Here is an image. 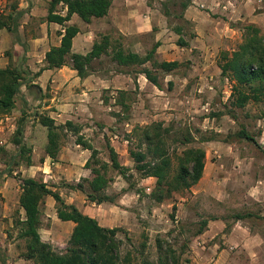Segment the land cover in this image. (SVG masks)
<instances>
[{
  "label": "rangeland",
  "instance_id": "1",
  "mask_svg": "<svg viewBox=\"0 0 264 264\" xmlns=\"http://www.w3.org/2000/svg\"><path fill=\"white\" fill-rule=\"evenodd\" d=\"M179 1L152 0V3L155 4L157 9L160 7V13L166 15V24H163L161 36L162 42L165 44L164 48H169L171 52L178 55L180 46L175 44H177V40L182 34L189 45L191 41L196 45V47L192 46L195 52V63L187 58L173 59L183 62L179 72L190 69L191 86L186 87L184 80L176 78L175 84L169 89V85L166 84L169 76H166L162 81L165 93H159V95L156 93L154 100L150 103L147 102L144 105L136 103L132 106L128 112L131 118L130 121L127 120L128 125L123 122H114L113 117L109 114L111 111L108 110L97 111L100 113L96 114L97 116L94 117L93 122L90 117L87 116L86 118L85 115L87 121L85 119L83 122L86 125L83 128V134L99 149V156L103 160L108 158V151L105 138L100 137L99 133L103 130V133L106 134V130L96 125L95 120L106 121L107 125L114 124V131L119 135V144H115L119 161L123 166L129 168L128 173L131 177L125 179L116 171L109 170L108 175L111 182L106 192L120 194L115 204L109 202L95 204L88 201L83 208L87 213L96 216L101 225L122 228L116 235L121 240L120 251L122 254L128 250L136 254L137 251H140V243L145 242L146 247L143 256L156 262V240L160 238L163 243L166 242L176 250L179 256L178 264H227L228 262H231V264H264V244H257L259 239L256 238L257 241H253V238H251L250 243L246 242L247 244H244L245 241L238 232L235 235L230 234L231 227L237 222L239 223L235 228L240 230V233L243 230L248 233L249 231L254 233L262 231L264 233V216L258 214L259 211L264 212V203H260L264 198V181H262L264 177V153L261 148H256L253 145L238 144L240 146L238 152L244 155L242 158L244 161H239V168L237 170L232 169L234 173H231V167L235 162L233 160L230 162L229 159L219 161L216 155L211 157L212 153L210 151L213 148L208 143L200 141L201 136L209 135L210 132H220V134L225 135L228 132L239 130L243 125L250 133L257 134V131L264 126V117H262L264 116V102L250 101L244 108H231V114L223 113L229 108L228 98L231 86L226 78L222 79L220 77V70L216 68L220 52L235 49L242 41V31L246 24L254 23L264 31V0H195L197 2L195 5L200 10V17H202L199 25H195L194 22L185 17H180ZM174 2L176 5L173 4ZM20 3L28 5L30 1L19 0ZM165 3L168 6L167 8L164 5ZM8 4L9 0H0V12L8 8ZM31 28L34 31V27L31 26ZM11 35L14 38V35ZM206 35L210 42L205 41ZM197 37L201 38L198 40ZM153 43L154 41L148 38V48ZM8 51L10 52L9 49ZM201 53L203 55L199 56L200 60L197 55H201ZM12 62L16 63V60H12ZM185 63H187V67H184ZM199 64L203 65L205 70L208 71L205 76L211 77L207 82L210 86H213L212 88L208 86L207 82L203 83L202 80L198 79L199 74L194 70V67ZM93 66L96 69L105 68L106 70L114 68V64L106 56L94 61ZM46 94H48V91H46ZM30 105L27 118L35 120V112L47 113V110ZM20 116L21 113L16 116L15 120H18ZM153 123L161 124L162 128L171 127L167 140L168 153L173 160V168L176 166L174 152L175 154L179 153L184 147L191 146L206 148L209 155L208 158H205L207 168L203 185L197 188L194 186L193 190L190 188L179 193H173L172 197L166 198L162 202H156L151 198L150 192L154 188L155 179L153 177H143L134 169L128 149L135 146V138L127 139V143L123 139H126L127 134H131L135 126ZM185 130H188L194 137L193 142L180 145L177 141L172 140L173 137ZM38 133L37 130L35 135H38ZM11 134L8 135L9 139ZM8 142L0 145L8 146V149L4 150L5 152L0 153V161L5 162L9 154L15 151L13 145H8ZM210 160L215 162L214 166ZM124 163L127 165H124ZM220 165H223L224 168ZM14 172L16 173L17 170ZM17 176L22 177L19 172L16 173ZM16 177L14 174L4 176L0 172V181L9 179L11 184H14L11 188L7 184L8 193L11 192L10 195H7L4 190H0V264H2V261L5 264H32L31 261H25L20 257L24 250V242L17 236L18 227L13 225V220L18 216V213L19 216H22L19 208L16 207V195L12 193L15 186L17 187L20 184L18 177ZM36 178L43 180L41 173L36 172ZM64 179V177L62 179H48L45 182L51 185L50 187L53 183V190H58L64 195L67 189L63 185ZM217 181H223L224 183L217 185ZM259 181H262V183ZM196 189L198 191L193 193ZM216 193L217 195H214ZM224 195L228 199L233 198L234 201L221 202ZM83 196L85 195L83 194ZM74 198L80 204L81 200L78 201L79 196L77 197V194ZM247 198H254L251 210L246 209L251 207V202ZM52 200L51 197L49 200L45 199L44 204L41 205L42 214L39 233L43 240L52 244L55 251L62 252L67 246V233L65 234V230L60 226L52 227L45 215L46 213L50 214V210L53 208L55 209V201L54 205L50 204ZM5 202L11 209L9 215H3L2 208ZM232 204L234 205L231 206ZM238 211H252L260 217L235 221L232 215ZM214 217L223 222L222 228L217 229V233L216 231L212 232L210 229L209 231L207 228L208 231L205 230L202 236L192 237L201 220H209ZM246 226L250 229H247ZM213 229L216 228L213 227ZM2 240L5 242H2ZM222 248H225L224 251H221ZM135 264H139V260Z\"/></svg>",
  "mask_w": 264,
  "mask_h": 264
},
{
  "label": "trees",
  "instance_id": "2",
  "mask_svg": "<svg viewBox=\"0 0 264 264\" xmlns=\"http://www.w3.org/2000/svg\"><path fill=\"white\" fill-rule=\"evenodd\" d=\"M191 0H180L179 7L183 18V12ZM112 0H49L46 21H54L63 26L60 43L51 46L44 55V69L60 68L69 66L74 69L80 78H83L95 69L94 61L106 56L109 61L120 71L143 73L146 79L158 88H162L161 79L167 74H181L186 72L182 68L181 61L160 60L156 57V49L159 45L155 42L140 55L123 47L121 38L112 39L110 35L103 34L95 40L91 48L84 54L72 52V39L79 31L75 24H68L73 14L82 21L88 23L91 18L103 17L108 13ZM19 0H9L8 8L0 12V29L7 30L18 38L17 28L25 9L19 8ZM176 5V3H173ZM29 5V4H28ZM167 8V4H164ZM65 7V13L60 10ZM167 13V12H166ZM180 31V28L178 27ZM179 46H187L189 43L183 34L177 40ZM9 62L0 67V116L7 115L16 106V100L21 95V87L24 85L30 90L33 86L32 80L40 74V71L31 73L22 64L13 63L11 52ZM149 62L150 67L144 66ZM184 67H187L185 63ZM220 77L226 78L230 83V94L228 98L229 108L223 112L231 114V108H244L250 101L264 102V31L254 23L246 24L242 31V41L235 49L223 50L217 60ZM169 85L173 82L169 81ZM126 92L119 90L115 101L120 105V112H113L117 116V122L128 120L127 111L129 105L125 102ZM106 98V97H105ZM22 99V97H21ZM227 105V104H226ZM21 116L16 120V126L10 136V142L16 147V151L9 154L5 160L6 168L1 172L3 175L12 176L16 167L30 166L33 164L32 148L24 141V124L28 117V105L23 99L21 105ZM121 112L123 113L121 115ZM264 117V116H262ZM35 121L46 129L47 143L44 154L56 158L60 149V143L68 131L75 135V142L83 148L90 150V156L84 163L88 169V175L79 178L76 182H63L68 189L82 192L89 202L101 204L109 202L115 204L118 193L106 192L111 180L109 170L116 171L125 179L131 175L129 168L120 164L117 153L107 142L108 161L101 159L97 148L80 133L82 124L70 120L64 123H56L47 113L35 112ZM100 127L106 125L98 122ZM109 131H114V125L108 126ZM171 127L162 128L161 124L153 123L135 126L126 139L134 137V145L128 149L133 167L143 177L155 179L154 188L150 192L151 198L156 202H162L166 198L188 190L194 186L202 177L205 165V150L203 147H184L179 153L174 152L176 166L173 168V160L168 153V134ZM201 136L200 141L219 140L225 143H247L261 148L256 140L257 134L250 133L245 126L225 135L220 132ZM259 133V132H258ZM131 140V139H130ZM171 140V138H170ZM180 145H186L194 141V137L188 130L180 132L172 138ZM128 141V140H127ZM3 150V147H0ZM264 153V150L261 148ZM5 152V151H4ZM43 157H41V160ZM16 177V173L14 174ZM19 179L20 193L18 207L23 209V216L13 220V225L18 227L17 236L24 242V250L20 257L32 264H178L179 256L176 250L169 244L156 240L157 261L146 259L144 255L145 242L140 243L137 253L130 250L124 254L120 251V239L117 232L120 227H107L99 224L96 218L82 212L74 204L67 203L58 190H53L42 179L30 176H17ZM16 177V178H17ZM124 191V190H123ZM51 196L55 201L56 217L62 221L74 223L71 233L67 239V246L62 252H57L52 244L43 240L39 233L41 225V205L45 197ZM259 218L260 215L252 211L236 212L232 215L233 220L246 218ZM207 225V219L200 222L199 227L192 237H198ZM2 264H5L2 261Z\"/></svg>",
  "mask_w": 264,
  "mask_h": 264
},
{
  "label": "crops",
  "instance_id": "3",
  "mask_svg": "<svg viewBox=\"0 0 264 264\" xmlns=\"http://www.w3.org/2000/svg\"><path fill=\"white\" fill-rule=\"evenodd\" d=\"M29 1V5L18 3L20 9H25V13L21 17L17 28V33L19 36L18 38L14 39L7 30L0 29V67H4L8 64L9 55H7V50L9 49L11 52L12 60H16V63L22 64L31 73L40 71V74L32 80L33 86L30 90L26 89L24 85L21 87V95L16 100V106L11 111V113L0 116V145H4L3 143L8 142V140V145L12 144L8 135H10V133L14 131V128L16 126L15 119L16 116L21 113L20 110L22 107L21 105L23 103V99L28 105L32 104L34 106H37L38 109L42 108L44 110H47V114L52 117L56 123H64L65 121L70 120L82 124L84 128V126L86 125L83 124V122L85 121L87 116L90 117L91 121L93 122L94 117L97 116L96 114L100 113L97 111L101 110L111 111L109 114L113 117V121L117 122L118 118L113 112L117 113L121 110L120 105L115 101L117 92L119 90H124L126 92L125 102L129 105V110H131L132 106H134L136 103H141L142 105L147 102L150 103L154 100V95L156 93L158 95L159 93H165L162 81L166 76H169L168 80H166V84L168 85L169 81L175 84V79L181 78L185 81L186 87L189 88V86H191L192 80L189 79V68L186 72L181 74L165 75L164 78L160 80L162 84L161 89L150 83L143 73H133L127 70L120 71L119 69H116L115 65L111 70H106L105 68H95L89 75L83 78H80L77 75L76 71L69 66L44 69L46 64L44 61L45 52L51 46L59 45L61 33L63 32V26L54 21L44 20V17L47 14L49 0ZM196 3L197 2H195V0L190 1V4L183 12V17L194 22L195 25H199V21L200 19H202V17H200L201 12L195 5ZM159 10H161L160 7L159 9H157L155 4L152 3V0H112L108 13L105 16L98 18L93 17L88 23L82 21L76 14H73L67 23L77 25L79 31L72 39L71 51L84 54L91 48L93 42L97 40L101 35H110V38L112 39L119 38V35H122L123 37L120 40L123 47L140 55L145 54V52L149 49L147 40L148 38H150L152 39V41H154V43H159L156 49V57L158 59L173 60L179 58H187L195 63V52L193 51V47H196V45L193 44L192 41L190 45L188 44L187 46H180V48L178 49V55H176L175 52H171L169 48H164L165 44L164 42H162L161 36L163 33V24H166V15L162 12L160 13ZM64 13L65 7L60 10V14L63 15ZM31 26L34 27V31L31 30ZM199 38L201 37H197L196 39L199 40ZM204 39L206 42H210V39L207 35ZM175 45L179 46L177 44ZM204 47L205 44L203 45V49ZM181 51L183 52L181 53ZM202 55V53L201 55H197V58ZM144 66L150 67V63L147 62L144 64ZM216 68L217 70H219L217 66ZM194 70L197 71V74H199L198 79L202 80L203 83L211 79V77L208 78L205 76V73H207L208 71L205 70V67L203 65H197L196 67H194ZM207 83L209 87H213L209 85V82ZM46 91H48V94H46ZM129 110L127 111V115L129 114ZM122 114L123 113L121 112V115ZM80 116L82 117L80 118ZM130 119L131 118L129 117L128 120L130 121ZM95 122L106 123V125L101 127V129L105 128L106 134L103 133L102 130L99 135L100 137L105 138L106 144L107 142H109V144L114 148L119 160V154L115 146L116 143L119 144V135L115 131H109V124L107 125L106 121L95 120ZM123 123H125V125L129 124L127 120ZM98 126L100 127V125ZM83 128L80 131V133L82 134ZM37 130L39 131V133L38 135H35V132ZM84 136L86 138V135ZM255 137L261 148L264 150V126L261 130L257 131V135ZM88 140L91 142L90 139ZM123 140L126 143L128 142L125 138ZM24 141L28 146H31L32 148L33 164L30 166L20 165L15 168V170L21 173L22 176L25 175L36 178L37 172L41 173L44 182L48 179H62L63 177L65 178L63 182H76L80 177H85L88 175V169L84 168V163L90 156V150L83 148L82 146L77 144L75 142V135L71 131H68L66 136L62 139L58 155L54 159L44 154V147L47 143L45 127H43L37 121L32 120L31 118H27L24 124ZM205 142L213 148L210 151L212 153L210 155L211 157L213 155H216V157L219 158V161H221V159H229L230 162L231 160L235 162L234 165H232L231 170L229 168L231 173H234L233 170H237L239 168V161H244L242 159L244 155L240 154L241 152H238V148L240 147L238 146V144L241 145L242 143H225L219 140H210ZM0 147H3L4 150L8 149V146ZM12 147L16 151L15 146L13 145ZM204 150L205 158H208L209 154L207 153L205 147ZM2 152L4 151L0 150V153ZM41 157H43L42 160ZM104 160L108 161V158ZM0 162V172H2L4 168L7 167V165H4L3 161ZM210 162L214 166L215 162L211 160ZM124 165L127 164L124 163ZM220 166L224 168L223 165ZM206 168L207 163L205 161L202 177L194 185L196 186V188L204 184V180L206 179ZM14 171L13 174H15ZM74 173L76 174L74 175ZM73 175L74 180L72 178ZM4 176L6 175L4 174ZM220 181H217L216 184L219 185L223 182ZM262 181H264V177L262 178ZM262 181L259 182L262 183ZM110 182L111 180L109 181V183ZM114 183L115 181L113 182V184ZM7 184H9V188L14 185L13 183L11 184V181L9 179L2 180L0 181V190H4L7 195H10L11 192L8 193ZM50 186L51 185H49V187ZM53 186L54 185L52 183V187L50 188L54 189ZM194 186L191 187L192 190L195 188ZM196 191H198V189L194 190L193 193H195ZM12 193L16 195L15 202L17 203L16 207H18V197L20 193L19 185L17 187L15 186V190ZM76 194L77 197L79 196L80 198H77L78 201L81 200L80 204L76 202V198H74ZM60 195L65 199L67 203L74 204L82 212L96 218V216L87 213V211L83 208L84 205H87L88 200L84 198L85 196H83L80 191L67 188L65 194L62 195L60 192ZM214 195H217V193ZM50 197L51 196L48 195L45 197V199L49 200ZM263 199L264 198H262L260 202L261 204L264 203L262 202L264 201ZM228 200L230 202L234 201L233 198L228 199L227 196L224 195L222 196L221 202H228ZM247 200L251 202V207H248L246 209L251 210L252 205L254 204V198H247ZM50 204L54 205V200L50 201ZM233 205L234 204H232L231 206ZM2 210L3 215H9L11 211L6 202L4 203ZM19 211L23 216V209L19 208ZM258 214H260L262 217L264 216L263 211H259ZM45 215L49 219L52 227L60 226L65 230V234L67 233V236L69 237L74 225L72 221H66L71 222L66 224L60 222L62 220L56 217L54 208L50 210V214L46 213ZM96 219L98 221V218ZM222 223L223 222L216 219V217L209 219L207 220L205 230L208 228V230L210 229L212 230V232L216 231L217 233V229H219L220 227L222 228ZM237 223H234L231 227L230 234L235 235V233L238 232L243 237L245 241L244 244L250 243L251 238H253V241L256 238L259 239V242L257 244H264V233L262 231H257V233H254L253 231L251 232L248 230V233L243 230V232L240 233L241 231L235 228ZM103 225L105 226V224ZM213 227H215L216 229H213ZM246 228L250 229L247 226ZM203 232L202 234H200L201 236L203 235ZM2 242L5 241L2 240ZM8 243L10 242L8 241ZM224 249L222 248L221 251H224ZM222 260L224 261V259ZM227 264H231V262H228Z\"/></svg>",
  "mask_w": 264,
  "mask_h": 264
}]
</instances>
